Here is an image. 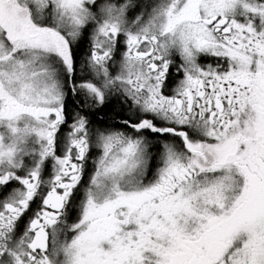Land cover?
Masks as SVG:
<instances>
[{
  "label": "snow or ice",
  "instance_id": "snow-or-ice-1",
  "mask_svg": "<svg viewBox=\"0 0 264 264\" xmlns=\"http://www.w3.org/2000/svg\"><path fill=\"white\" fill-rule=\"evenodd\" d=\"M0 264H264V0H0Z\"/></svg>",
  "mask_w": 264,
  "mask_h": 264
}]
</instances>
